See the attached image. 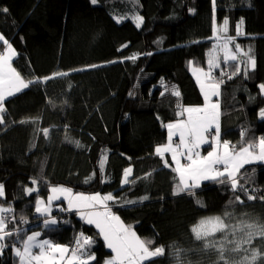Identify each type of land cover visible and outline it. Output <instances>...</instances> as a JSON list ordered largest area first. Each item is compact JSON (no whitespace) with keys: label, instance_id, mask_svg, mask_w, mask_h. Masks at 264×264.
Listing matches in <instances>:
<instances>
[{"label":"trees","instance_id":"obj_1","mask_svg":"<svg viewBox=\"0 0 264 264\" xmlns=\"http://www.w3.org/2000/svg\"><path fill=\"white\" fill-rule=\"evenodd\" d=\"M211 10L218 25L228 19V36L235 37L240 25L242 35L235 37L234 47L239 44L256 61L247 78L243 64L240 75H225L218 98L221 140L238 150L242 143L264 136V118L259 117L264 109L259 88L264 84V0H215V5L212 0H0V32L17 51L13 66L21 78L53 77L7 98L5 124L0 125V184L6 191L0 202L28 221V234L41 231L53 243L73 248L83 232L94 240L92 264H103L112 254L99 230L76 212L57 216L51 230L42 223L29 227L35 221L36 199L46 197L52 186L118 197L115 213L125 223L134 222L139 237L154 242L152 248H165L164 256L146 264H175L173 245L188 250L182 253L185 264H214L215 254L196 251L200 242L191 228L202 218L222 216L235 195L245 202L229 211L264 223V201L259 200L264 195V163L247 164L240 171L251 177L240 183L256 190V200L212 181L203 182L194 195L173 196L179 177L154 154L155 147L167 141L163 125L179 119L177 103L183 107L203 102L190 62L208 67L214 31L201 16ZM136 17H143L139 27ZM219 61V76L221 69L233 71L232 62L226 65L223 57ZM173 86L180 97L170 94ZM24 119L37 123H19ZM44 128L50 130L47 138L38 131ZM130 166V179L152 175L122 185L123 171ZM33 179L38 191L28 195L25 189L33 187ZM145 196L148 199L141 201ZM12 242L15 237L6 238L9 246L0 264H17ZM253 246L264 252L259 239Z\"/></svg>","mask_w":264,"mask_h":264},{"label":"snow or ice","instance_id":"obj_2","mask_svg":"<svg viewBox=\"0 0 264 264\" xmlns=\"http://www.w3.org/2000/svg\"><path fill=\"white\" fill-rule=\"evenodd\" d=\"M91 3L96 4L97 0H91ZM212 3L215 5V0H212ZM2 11L7 12L8 9L4 8ZM142 22L143 17H137V27ZM228 25V19L224 18L221 25L217 27L214 18L213 31L214 33H227ZM240 35H242L240 25H237L235 37ZM235 37L225 36L223 43L220 45L224 53V63L227 65L232 62L233 71L225 73L221 69L220 78L213 77V70L220 68V61L216 55L210 56L207 60V70L194 68L193 74L196 75L203 94V105L182 107L177 103V115L183 117L186 114V119H177L175 122L163 125L167 130L168 142L156 146L154 154L161 158L164 167L171 168L179 177L172 192L173 196H178L181 193L194 195V189L200 187L201 181H212L227 185L233 193H243L249 201L258 198L252 194L256 191L255 189L250 191L248 187L240 183V179H251L247 176V173L241 175L240 170L245 165L257 161L264 163V136L256 138L254 142L242 143L238 150L235 146H230L229 141H222L220 103L218 99L213 100V97H219L220 95V86L224 82L223 77L225 75L228 79L240 75L241 64H243V75L247 78L249 69L254 70L256 67L255 59L244 52L239 44H235V51L229 48V44L233 43ZM216 38L219 40L221 37L217 35ZM0 41L7 45V54H0V125H4L7 113L5 107L7 98L21 93L33 84L43 83L53 77H45L43 80L36 78L26 82L11 66V58L16 55L15 49L8 44L2 34H0ZM135 58L130 57V59ZM197 73H201L204 79L202 80ZM55 75L64 76L67 73H57ZM259 88L264 92V84H260ZM169 91L171 95L176 97L181 95L174 86ZM129 95L131 96L132 93H129ZM161 95H163V92ZM259 117L264 118V109L259 111ZM19 123L35 124L37 121L24 119ZM38 131H42L45 138L49 136L50 130L48 128L38 129ZM245 134L246 130H242V141ZM209 136H211V141ZM173 137L179 138L175 146L172 143ZM66 140H68L67 136ZM68 142L74 143L76 147H82L79 141L68 140ZM212 142H214L212 150L208 151L207 155L201 156V146L204 144H210L211 146ZM165 153L171 154L175 167L165 159ZM181 158H184L187 162L182 163ZM106 159L107 157L104 156L100 161L99 168L101 171L104 169ZM132 172L131 166L124 169L122 185L134 184L136 179H147L152 175V172H149L142 178L130 179ZM31 183L33 187L25 189L28 195L38 191V188L35 187L38 181L33 179ZM50 191L52 194L47 197V201L38 198L34 205L35 213L43 218L41 221L42 228L51 230L57 226L58 221L52 217L50 205L53 200H59L61 196L67 200L68 210L74 208L86 209L87 211L82 210L79 212L81 219L87 225H94L99 230L98 235L102 236L107 249H110L111 253L114 254L106 258L103 264H146L154 258L165 255L164 246L152 248L153 241L142 240L130 226H125L120 217L111 211L108 202L111 201L113 204L119 202L118 197L112 193L105 195L100 193H74L71 188L65 186H55ZM3 197L4 186L0 184V198ZM147 199L148 197L145 196L141 198V201ZM259 200L264 201V195H261ZM125 202L137 203V201ZM244 202L240 195H235L233 200L228 201V206H226L222 216L202 218L191 228L194 240L200 242V247L196 251L215 254L216 261L214 264H257L258 261H264V252L261 251L260 247L253 246L254 241L257 239L261 241V245H264V223L256 220L249 221L244 219L243 216L238 218L234 211L228 210L236 203L243 205ZM13 213L14 210L11 206L7 208L0 206V255L9 246L5 243L6 238L15 237V242L11 243V247L18 258L17 264H92L96 260L95 254L90 251L91 246L94 244L92 237L85 236L81 232L74 241V247L70 249L66 245L53 243L49 239H40L42 236L41 231H31V234H28L27 229L16 226L17 217ZM9 223H13L11 230L8 228ZM19 223L27 224L28 221L20 217ZM17 244L20 246L18 247ZM171 247V255L175 260V264H185L182 253L188 250L180 249L174 245Z\"/></svg>","mask_w":264,"mask_h":264},{"label":"crops","instance_id":"obj_3","mask_svg":"<svg viewBox=\"0 0 264 264\" xmlns=\"http://www.w3.org/2000/svg\"><path fill=\"white\" fill-rule=\"evenodd\" d=\"M216 49H218L217 51V54L220 52L219 51V47L218 48H216ZM215 50H214V52L211 54V56L213 55V54H215ZM221 56V53H219V57ZM218 57V58H219ZM221 57H223V56H221ZM192 65V66H191ZM190 66H191V68H190V72H191V74H193V69L194 68H203V67H201V66H196L194 63H190ZM205 69V68H204ZM197 75H200L201 76V79L203 80L204 78H203V75L201 74V73H197ZM193 76H194V79H195V82H196V84H198V87L200 88V84L197 82V79H196V75H194L193 74ZM220 91H221V87H220ZM200 93H201V95H202V97H203V94H202V92H201V90H200ZM221 95V94H220ZM220 95H219V97H220ZM219 97H213V100L215 101V100H217ZM203 103H204V99H203V102H201L199 105H189V106H183V107H197V106H202L203 105ZM179 119H186V114H185V116H183V117H180L179 116ZM172 122H175V121H172ZM167 140V139H166ZM209 140H211V139H209ZM178 141H179V138L178 137H173V141H172V143H173V146H175L177 143H178ZM168 142V140L164 143V144H166ZM164 144H159L158 146H161V145H164ZM213 145H214V142L212 143V146L210 147V149L212 150V147H213ZM207 146H208V144H205V145H203V147H202V149L204 150L205 148H207ZM206 150V149H205ZM207 151H205V153H202L201 154V156H205L207 153H206ZM165 159H167L168 160V162H169V164H171L173 167H175V165H174V162L172 161V158H171V154L170 153H165ZM181 162L182 163H186V160L184 159V158H181ZM262 163V162H261ZM241 171V170H240ZM203 182H205V181H201V185L203 184ZM52 187H55V186H52ZM51 187V188H52ZM51 188H49V189H51ZM5 192L6 191H4V195H5ZM74 193H82V192H78V191H73ZM96 193H100V192H96ZM52 193H51V191L49 190V192H48V194H47V196L46 197H38V198H43L45 201H47V197L49 196V195H51ZM84 194H94V193H87V192H85ZM101 195H105V194H103V193H100ZM106 194H108V193H106ZM37 198V199H38ZM59 203H61L62 205H64V208H65V210H67L69 213H77V215L78 216H80L79 215V212L80 211H87L86 209H71V210H68V203H67V200L63 197V196H61V198L59 199V200H53L52 201V203H51V205H50V208H51V215H52V217L53 218H55V219H57L56 217V215L54 216L53 215V212L55 211L54 209H55V207H56V204H59ZM108 204H109V207H113V209L115 208L114 206V204L111 202V201H109L108 202ZM0 206H1V204H0ZM68 212H64V213H62L61 214V216L64 218V216L66 215V214H68ZM113 213L115 214V215H117L114 211H113ZM117 216H119V215H117ZM59 218V217H58ZM63 218H61V219H63ZM120 220L124 223V225L125 226H130L131 228H132V230L137 234V232H136V230H135V228H134V226H135V223L134 222H129V223H125L123 220H122V218H120ZM94 226V225H93ZM95 227V226H94ZM31 234V233H30ZM137 236L139 237V235L137 234ZM40 239H49V238H46V237H43V236H41L40 237ZM142 240H144L143 238H141ZM50 240V239H49ZM66 246H68V245H66ZM69 248H70V246H68ZM71 249V248H70ZM108 250H110V249H108ZM111 251V250H110ZM111 255H114L113 253L111 254ZM110 257V256H109ZM108 257V258H109Z\"/></svg>","mask_w":264,"mask_h":264},{"label":"rangeland","instance_id":"obj_4","mask_svg":"<svg viewBox=\"0 0 264 264\" xmlns=\"http://www.w3.org/2000/svg\"><path fill=\"white\" fill-rule=\"evenodd\" d=\"M201 18L203 19V22H204V25L206 24V26L208 25L209 26V28H211V30H213V26H214V18H215V10H211V11H209V12H206L205 14H203L202 16H201ZM134 21L136 22V24H137V17L134 19ZM215 25L217 26V27H219L220 25H218V23H217V21H216V19H215ZM140 26H141V24H140ZM229 30V29H228ZM0 34H2L1 32H0ZM3 35V34H2ZM217 35H219L221 38L218 40L216 37H217ZM225 36H228V32L227 33H214V37H212V39L214 40V45H213V47H212V53L214 52V50L216 51L215 52V54H213V55H216V56H218L219 57V53H221V56H224V53H223V50H222V48L220 47V45L223 43V38L225 37ZM2 41H0V43H1ZM9 44V43H8ZM11 45V44H10ZM12 46V45H11ZM219 47V53L217 54V50L218 49H216V48H218ZM12 48L14 49V47L12 46ZM229 48H231L233 51H235V47H234V44L233 43H231V44H229ZM241 48V47H240ZM15 53H16V55L15 56H13L12 58H11V66L13 67V68H15L14 66H13V61H14V58L17 56V51L15 50ZM0 54H7V45L5 44L3 47H1L0 46ZM220 56V57H221ZM220 59H222V58H220ZM192 66V65H191ZM191 66H190V68H191ZM205 70H207V69H205ZM17 71V70H16ZM18 72V71H17ZM19 73V72H18ZM26 82H27V80H25ZM221 87V86H220ZM200 89V88H199ZM209 139H211V136H209ZM211 141V140H210ZM205 145V144H204ZM214 146V145H213ZM202 147H203V145L201 146V148H200V154H202V153H205V149L203 150L202 149ZM209 151H211V149L209 150ZM207 153V152H206ZM207 155V154H206ZM187 162V161H186ZM258 162V161H257ZM256 163V162H255ZM36 187H37V185H36ZM0 204H1V206H3V207H5V208H7L6 206H4V203H2V202H0ZM111 208V211L113 212L114 211V209H113V207H110ZM66 212H68L67 210H66ZM115 212V211H114ZM69 213V212H68ZM41 224V222H34L33 223V225L34 224Z\"/></svg>","mask_w":264,"mask_h":264},{"label":"bare ground","instance_id":"obj_5","mask_svg":"<svg viewBox=\"0 0 264 264\" xmlns=\"http://www.w3.org/2000/svg\"><path fill=\"white\" fill-rule=\"evenodd\" d=\"M65 205V204H64ZM64 205H62L61 203H59V204H56V207H55V211L53 212V215L55 216H61V214L64 212V210H65V208H64ZM14 214H15V216L17 217V221H16V226L17 227H19V228H22V229H24V228H26V227H28L27 225H25V224H19L18 222H19V218H18V216H17V214L14 212ZM33 218L35 219V221H32V223L29 225V227L30 226H32L33 225V223L34 222H41L42 221V217H39L36 213H35V211H34V213H33ZM8 225H10L11 227L9 228V230H11L12 228H13V223H9Z\"/></svg>","mask_w":264,"mask_h":264},{"label":"built area","instance_id":"obj_6","mask_svg":"<svg viewBox=\"0 0 264 264\" xmlns=\"http://www.w3.org/2000/svg\"><path fill=\"white\" fill-rule=\"evenodd\" d=\"M225 72H226V71H225ZM212 75H213V77H215V78H217V79L220 78L219 74L216 73V69L213 70ZM218 77H219V78H218ZM64 212H66V210H64ZM64 212H63V213H64ZM13 214H14V213H13ZM14 215H15V214H14Z\"/></svg>","mask_w":264,"mask_h":264}]
</instances>
